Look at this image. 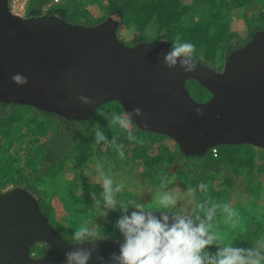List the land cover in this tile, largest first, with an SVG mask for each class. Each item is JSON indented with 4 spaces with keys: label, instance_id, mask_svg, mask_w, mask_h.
I'll return each mask as SVG.
<instances>
[{
    "label": "water",
    "instance_id": "1",
    "mask_svg": "<svg viewBox=\"0 0 264 264\" xmlns=\"http://www.w3.org/2000/svg\"><path fill=\"white\" fill-rule=\"evenodd\" d=\"M119 26L113 17L94 27L50 15L20 17L9 0H0V103L85 121L117 101L124 112L139 107L147 119L134 118V125L169 137L186 155L221 145L264 149L263 31L231 53L222 70L194 59L197 71L184 73L165 65V41L128 46L117 35ZM15 74L27 82H14ZM191 79L211 94L209 100L192 97ZM80 95L95 104H81ZM37 244L47 245L42 257L32 252ZM73 245L41 212L36 194L24 187L0 190V264H65ZM117 251L114 240L102 241L90 264H99L97 256L107 264Z\"/></svg>",
    "mask_w": 264,
    "mask_h": 264
},
{
    "label": "trees",
    "instance_id": "2",
    "mask_svg": "<svg viewBox=\"0 0 264 264\" xmlns=\"http://www.w3.org/2000/svg\"><path fill=\"white\" fill-rule=\"evenodd\" d=\"M183 1L107 0L101 4V0H91L102 5L105 10L101 17L96 18L91 14L86 2L66 0L63 4L45 11L48 0H30L25 17L57 16L68 23L87 27H94L113 17L119 19L120 29L125 16L129 15V21L139 31L129 43L131 46L149 42L146 37L153 29L155 35L150 42L165 41L169 48L179 36L180 42L195 45L193 59L217 71L222 70L231 53L243 48L258 32H264V0H190L189 3ZM233 19L243 22L244 35L231 29ZM219 49L221 56L218 65L215 58ZM200 52L202 54L198 56ZM187 89L196 101L204 102L211 98V94L193 79L188 81ZM0 105L9 111L7 115L0 113V190L13 185L32 191L37 195L40 210L48 217L51 225L53 224L50 216L57 205L54 199L49 197L51 189L41 177L48 172L56 173L63 169L61 163L59 167L56 166L63 156V144L66 142L64 138H79L76 162L84 164L92 156L96 132L101 131L109 140L101 141L102 146L109 143L108 149L111 147L121 151L111 143L114 138L118 144H123V152L126 156L129 155L127 157L131 167H136L135 171L142 170L150 184L164 189L165 184H169L171 188L178 185L183 192L192 193L197 202L194 216L203 217L209 213L212 205H216L213 219L215 226L212 223V230L223 226V218L227 216L223 208L225 204L232 210L238 206L242 207L243 216L234 223L237 235L218 237V242L250 247L264 237V214L261 215L252 206L256 203L264 182V149L250 144L221 145L203 155H186L172 139L164 135L143 131L134 124L127 130L118 124L110 125L113 112H124L117 101L99 107L94 115L85 121L67 120L29 106H7L2 103ZM23 109L33 110L35 115L23 121L24 114L20 112ZM129 132L137 137L136 141L128 139ZM140 140L144 142L140 143ZM40 178L42 180L34 184L33 181ZM201 183L206 185V190L200 188ZM82 190L83 193L76 198V214H81V217L71 219L65 226L68 230L56 229L57 232L72 243H75L72 240L73 233L81 227L109 235V240L121 239L119 231L115 228L121 215L120 209H130L136 205L132 202L121 205L116 203V210H109L108 216L105 217L100 214L104 210L103 186L93 181L82 187ZM124 194L127 193H116V200ZM121 200L125 201L122 198ZM199 204H204L202 210L198 208ZM69 213L74 217L70 211ZM212 250L215 251V248ZM46 251L45 244H37L32 248V252L39 257L44 256Z\"/></svg>",
    "mask_w": 264,
    "mask_h": 264
},
{
    "label": "clouds",
    "instance_id": "3",
    "mask_svg": "<svg viewBox=\"0 0 264 264\" xmlns=\"http://www.w3.org/2000/svg\"><path fill=\"white\" fill-rule=\"evenodd\" d=\"M194 53L195 45L180 42L177 36L169 51L164 54L163 60L170 70L179 67L184 73H194L198 67L193 59ZM12 79L18 84L27 82L20 74L13 75ZM78 99L85 106L95 104L93 99L84 95H80ZM134 118L147 119L145 113L136 107L131 112H113L109 123L118 124L127 130L135 123ZM107 139L101 131L96 132L97 143L106 142ZM128 139L136 141L137 137L129 132ZM111 143L121 150L120 155L123 157L124 145L118 144L115 138ZM200 188L206 190V185L201 183ZM121 190L122 185L113 187V180L104 177L102 193L104 210L100 212L101 215L106 217L109 210H116V193ZM158 204L159 211L142 205L120 209L121 215L116 221L115 228L119 231L121 239L114 241L118 251L110 254L107 264H264V237L250 247L218 242V236L211 231L216 205H212L207 215L200 217L186 212L170 213L169 208L176 204L175 197L170 194L159 197ZM97 205L99 206V201ZM198 208L202 210L204 204H199ZM223 208L229 218L235 215L229 205L225 204ZM109 239H111L109 235L101 234L95 229L78 228L72 235L74 245L71 250L65 252V264H90L99 243ZM85 245L90 247H84ZM96 258L99 264H106L103 256Z\"/></svg>",
    "mask_w": 264,
    "mask_h": 264
},
{
    "label": "rangeland",
    "instance_id": "4",
    "mask_svg": "<svg viewBox=\"0 0 264 264\" xmlns=\"http://www.w3.org/2000/svg\"><path fill=\"white\" fill-rule=\"evenodd\" d=\"M106 1L107 0H101V4H104ZM80 2H86L89 4L90 12L96 18L101 17L105 11L102 5L93 3L91 0H81L79 3ZM183 2L189 3L190 0H184ZM130 18L131 17L129 15H126L123 20V25L117 31L118 37L129 46H131L129 43L134 38V35L139 33V31L136 30L135 25L129 21ZM232 28L233 30L238 31L241 35L245 34L244 24L239 19H233L231 29ZM150 32L151 33L148 34L146 33V38L151 41L155 35V30L153 29ZM201 54L202 53L200 52L198 56ZM220 56L221 50L219 49L216 52L215 58V63H218V65L220 64V61H218ZM20 112L24 114L23 121H27L35 115L34 111L29 109H23L20 110ZM8 113L9 111H6L4 114L7 115ZM35 119H37L36 116ZM78 140V137L64 138V141L68 143L64 142L63 156L60 158L58 161L59 164L56 166L59 167L61 163V167H63V169L56 173L48 172L44 177H41L44 178L45 185L51 189L49 197L54 199V202H56L57 205L54 206L55 209L50 216V221L54 225L53 227L55 229L68 230L65 229V226L68 225L71 219L75 220V218L78 219L81 217V214H76L78 213L76 198L83 193L82 187L87 186L93 181H95L96 184H101V186H103V179L106 176L113 180V187L116 185H122V190L119 192L120 194L127 193L124 194L125 196L122 195L121 197L122 199H125L124 202H122L121 198L119 199L118 196V199L116 200L118 205L126 202H132V204L136 206L142 205L153 211H159L160 205L158 204V198L164 196L165 194H170L176 199V204L169 208L170 213L183 214L186 212L194 215L197 202L194 200L195 196H192V193H186V191L183 192L178 185L171 188L169 184H165V189L153 186L147 179H145L142 170L135 171L136 167H131V163L127 157L129 155L126 156L124 154L123 157H121L119 150H114L111 147L109 149L107 148L109 143L102 146V142H94L92 144L93 152L90 159L84 164H77L76 157L78 152ZM107 142H109V140H107ZM17 148L18 147H16L15 150H17ZM41 178L40 180H34V184L40 182L42 180ZM74 189H77L79 192L74 191ZM259 192V197L256 203H254V205L252 204V206L262 215V213L264 214V182L262 183ZM234 201L235 199L232 200L231 203ZM241 209L242 207L240 208L239 206L233 209L235 215L229 218L227 214L225 219L223 218V226H217L215 230H212L211 228V231L218 237H230L233 234L237 235L238 231H236L234 223L239 220V217L243 216L244 210ZM69 211L74 215V217L71 216ZM210 211L211 210H208V212ZM228 219L233 220V223L228 222ZM59 224L63 225V227ZM213 226H215L214 223Z\"/></svg>",
    "mask_w": 264,
    "mask_h": 264
},
{
    "label": "built area",
    "instance_id": "5",
    "mask_svg": "<svg viewBox=\"0 0 264 264\" xmlns=\"http://www.w3.org/2000/svg\"><path fill=\"white\" fill-rule=\"evenodd\" d=\"M65 1L66 0H48L44 9L46 11L51 7L63 4ZM75 1H81V0H75ZM29 2L30 0H9L10 11L14 15L25 17ZM213 153L214 154L217 153L215 149H213Z\"/></svg>",
    "mask_w": 264,
    "mask_h": 264
},
{
    "label": "flooded vegetation",
    "instance_id": "6",
    "mask_svg": "<svg viewBox=\"0 0 264 264\" xmlns=\"http://www.w3.org/2000/svg\"><path fill=\"white\" fill-rule=\"evenodd\" d=\"M187 83H188V82H187ZM6 105H7V104H6ZM9 105H10V104H9ZM7 106H8V105H7ZM6 111H7V109H6L5 107H3V106L0 105V113H3V114H4ZM11 186L13 187V185H11ZM11 186H10V187H11ZM8 188H9V187H8ZM36 256H37V255H36ZM37 257H39V256H37Z\"/></svg>",
    "mask_w": 264,
    "mask_h": 264
}]
</instances>
